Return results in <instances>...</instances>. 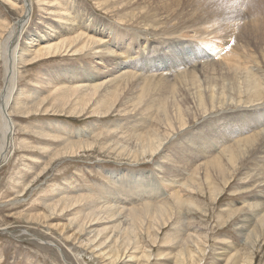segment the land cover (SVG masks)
Wrapping results in <instances>:
<instances>
[{"label":"rangeland","instance_id":"rangeland-1","mask_svg":"<svg viewBox=\"0 0 264 264\" xmlns=\"http://www.w3.org/2000/svg\"><path fill=\"white\" fill-rule=\"evenodd\" d=\"M32 1L27 5L32 13L24 23L23 38L34 35L37 41L42 34L46 40L32 42L37 45L29 46L31 53H23V46L17 52L23 62L17 65L15 96L7 109L15 126V150L5 164H0V264H264V139L248 152L251 155L241 152L243 159L237 164L224 152L242 137H255L253 132L264 134V101L246 109L215 111L191 121L181 131L167 133L165 124L157 125L164 110L157 101L161 96L155 102L153 93L140 99L142 87L149 85L148 80L152 84L162 81L157 78L161 74L169 78L166 83H176L182 73L196 70L194 67L198 71L207 64L215 66L210 72L213 77L219 78V73L226 71L232 77L224 59L215 55L221 49L210 51L202 42L214 39V33L222 30L223 51L229 50L241 62L246 55L241 42H233L239 34L237 26L248 28L240 37L248 42L244 44L259 63L248 67L264 82V40H259L260 32L254 37L258 29L253 24L258 22L264 33V0H45L55 7L63 5L66 17L74 12H94V17L107 24L106 34H111L112 41L117 40V34L128 37L129 41L122 40L121 47L116 46L125 52L118 53L122 55L118 61L126 63L122 68L115 62L106 66V60L89 57L88 52L73 56L56 51L30 65L40 46L58 43L66 47L69 44L65 42L78 34L64 33L69 27L57 25L59 18L50 14V5L43 7L41 0ZM223 1L227 9L237 10L226 12V20L233 22L226 30L210 21L204 27L180 26L168 34L166 28L187 20L191 12L200 14L208 4L222 6ZM254 8H258L256 12ZM141 10L151 16L149 21ZM240 11H245L247 18L238 20ZM20 16L18 9L0 0V91L6 88L4 38ZM155 17L171 21L156 31L150 27ZM184 46L188 49L183 50ZM189 49L190 59L185 61ZM172 54L182 57L183 63H173V69L166 70L162 60ZM158 63L162 68H152ZM187 63L190 67L185 68ZM88 68L94 74L93 81L77 82L75 79ZM113 68L120 72L110 73ZM213 69H220L216 70L218 75ZM122 75L129 76L122 80ZM199 76L205 79L201 73ZM113 77L118 78L119 87L109 83ZM233 82L225 85L228 100L237 104L240 98ZM99 86L102 88L97 90ZM103 88L121 91L117 92L118 101L114 102L117 96L104 98ZM184 103V109L190 104L196 111L192 97ZM248 112L255 118L249 128L234 119L222 121L226 114L237 120ZM148 133H156L163 140L161 151L148 149L142 136ZM219 161L225 165L224 172L212 166ZM54 205H58L56 210L51 209ZM159 207L167 211L157 214ZM189 251L195 262L187 256ZM181 252L187 253L181 256ZM128 256L131 258L124 260Z\"/></svg>","mask_w":264,"mask_h":264},{"label":"bare ground","instance_id":"bare-ground-1","mask_svg":"<svg viewBox=\"0 0 264 264\" xmlns=\"http://www.w3.org/2000/svg\"><path fill=\"white\" fill-rule=\"evenodd\" d=\"M16 0H5V2H7L12 8H16L20 11L21 14V18L19 20L18 23H16L15 25H13L11 28H9L10 30L7 33V36L4 38V43H3V49L5 50L6 53L3 56V63H5V75H4V81H5V85L6 88L0 91V164L3 165L5 164L11 157V155L13 154V151L15 150V144H14V140H13V135L15 133V126L12 123L11 119L9 118L8 114H7V109L10 103V99L13 98L14 100V91L16 88V69H17V65L20 62V60H22L21 62H23V57L19 55V53H17L18 48L22 49L21 51L24 52H29L31 53V49L29 46L31 45V47H34L37 45V43H32V42H40L41 40H46L45 36L42 34H39V39L36 41L34 40L35 36H28L26 35L25 38H23V29L26 28V25L24 26V23L27 21V17L28 14L32 13V8L29 10L28 8V3L30 0H17L16 2H14ZM32 1V0H31ZM42 2H44L42 4L43 7L49 6L50 8H52L51 10L48 11H52L53 13H50L51 15H55L56 18H59L57 21H55L57 23V25H68L67 27H69V29H66V34H74L76 32H78V34L76 36L73 37L72 41H67L65 42L64 45H67L66 47H62L60 44L58 45V43L56 45L54 44H50V45H43L40 46V48L37 50L36 55L37 57L34 58L33 60H31L30 65H34L36 63H38L40 60H42L43 58H47L49 56H51L54 52H60V54H65V53H69V54H73V56L75 55H80L83 54L85 52H88V56L89 57H100L102 58L101 60L104 61L106 60V66L110 65V62H115V64L119 65L120 68H122V65H126V63H124V61H118L119 58H122L121 56L125 54L122 53V51L120 50L121 47V41L122 40H128V37L126 36H122L121 35H115V38L117 39L116 41H112L111 39V34L107 35V24L103 23L98 16L94 17L93 13H88V12H84V13H78V12H74L72 14V16L70 17H66V14L63 12L62 9H64L63 5H58V7H55L54 5H51L49 3H46L45 0H41ZM261 1V0H258ZM33 2V1H32ZM63 4V3H62ZM66 4V3H64ZM81 5V3H80ZM210 4H208L207 10H204L203 12H201L200 14H194L191 12V14L189 16H187V20L184 21H179L177 23H175L174 25H170V28H166L169 29L170 32H168V34H172L175 33L178 29V27L180 28V26H188L187 28H189L190 26H202L203 27L209 23L210 21H215L216 25L221 24V26H224V29L226 30L225 27L230 26L229 20H226V12L229 10L227 9V3L225 1L221 2L220 6L218 3L216 4H212L211 6H209ZM82 7V6H81ZM44 9V8H43ZM67 9V7H66ZM258 8H254L253 10L256 12ZM144 10H141V12L143 13ZM237 11V10H235ZM233 9L229 10L227 13H232L235 12ZM245 11H240L239 13V19L241 20L242 18H247L246 14H244ZM245 15V16H244ZM122 16V15H121ZM120 16V17H121ZM263 16V15H262ZM143 17L146 19V17H148L146 20H150L151 16L149 17L148 13H143ZM156 18V19H155ZM153 20H156L155 22H153L152 24H150V27L154 28V30L157 31L158 26H165L164 24H167L169 21H171L169 18L167 17H161L159 19V21L157 20L158 18L155 17ZM241 18V19H240ZM260 19V18H259ZM264 19V18H263ZM168 20V21H167ZM243 20V19H242ZM226 21V23H225ZM143 22V21H142ZM229 22V23H228ZM29 23V22H28ZM233 23V22H232ZM258 23V22H257ZM257 23H253L255 29H258V31L256 30L254 32V37L255 34L260 32V38L259 40H264V33L261 31L260 26H257ZM171 24V22H170ZM205 24V25H204ZM215 24H213L215 26ZM264 23H262L263 25ZM28 25V24H27ZM120 26V25H119ZM149 26V25H148ZM207 26V25H206ZM220 26V25H219ZM218 26V27H219ZM221 26L219 27V29L221 28ZM235 24H233L232 27H234ZM249 26V24H248ZM251 27V26H250ZM264 27V26H263ZM54 28V27H53ZM165 28V27H161ZM173 28V30L171 29ZM214 28V27H213ZM212 28V29H213ZM237 28V32L238 37H233V42H237L240 41L242 44V50L244 52V54L246 55V59L244 56V60H242L241 62L238 61V59H236L233 55V53H231L229 50H225L223 51L225 48L224 44V39L221 34H222V28L220 29L221 33H217L215 35V38L212 40H216L215 42L212 40H208L207 38H205V40L207 39L208 41H203L200 39V41L202 42V44L211 51V49H213L212 51L217 52L218 49H221L218 53H216L215 55H219L222 57V59H224L225 64L228 65L227 67H229V71L232 73V77L229 76L226 71V74H222L218 75V70H222V68L220 69H213V71L217 72L216 75L219 76V78L217 77H213V75L210 73L211 72V67H209L210 65H205V67H203L202 69H198V67H194V69L196 68V70L194 71H189L188 73H182L180 75V73L178 74V76L180 75V79L177 80L176 83H166V81L169 80V78H165L164 75H153V76H157V78L161 79L162 81H158L156 83H151V80H148L149 85H144L142 87V90L140 92V99L142 98H147L148 96H145L146 94H151L153 93V102H155V100H157L158 98L161 99L157 100L159 102L160 105L163 104L164 110L159 114V117L157 119V125L158 127L161 126L162 124H165V129L167 131V133H171V132H175V131H181L183 130L185 127H187L189 124H191V121H194L195 119L202 118V117H206V115H212L216 112H219L220 110L223 111V113L227 112L228 109L230 108V110H232V107H239L240 109L243 108H250L253 107L255 105V103L260 104L264 101V82H262V80L260 81V76L258 75V72L254 73L253 71L249 70L248 64L250 65L251 63H255L254 58L250 55V51L247 45H245L244 43L248 44V42L244 41L240 35L243 33V29L247 28L244 27L242 29L241 26H237L235 27ZM253 28V26H252ZM183 29V28H182ZM199 29V28H198ZM218 29V28H217ZM223 29V30H224ZM231 29V27H230ZM234 29V28H232ZM248 29V28H247ZM25 30V29H24ZM55 30V29H54ZM168 30V31H169ZM216 30V29H215ZM250 30V29H249ZM263 30V28H262ZM21 31V33H20ZM147 31V30H146ZM196 31V30H195ZM217 31V30H216ZM230 31V30H229ZM245 31V30H244ZM264 31V30H263ZM28 32V31H27ZM165 32V31H164ZM167 32V30H166ZM179 32V31H178ZM197 32V31H196ZM214 31H212L213 33ZM218 32V31H217ZM230 32H233L232 30ZM35 33V32H34ZM199 33V32H198ZM205 33V31H204ZM211 33V34H212ZM224 33V32H223ZM227 33V32H226ZM246 33V32H245ZM196 34V33H195ZM208 34V33H207ZM210 34V35H211ZM221 35L222 37H217L219 35ZM232 35V33H229ZM247 34V33H246ZM55 35V34H54ZM60 35V34H59ZM107 35V37H106ZM197 35V34H196ZM228 35V34H227ZM234 35V34H233ZM50 36V35H49ZM198 36V35H197ZM200 37L202 36L201 34L199 35ZM230 36V35H228ZM227 36V37H228ZM242 36V35H241ZM257 36V35H256ZM257 36V37H258ZM52 37V36H51ZM199 37V38H200ZM232 37V36H231ZM54 38V37H53ZM60 38V37H59ZM198 38V37H197ZM230 38V37H229ZM247 38V37H246ZM256 38V37H255ZM52 38H50L49 40H51ZM210 39V38H209ZM245 39V38H244ZM24 40V41H23ZM204 40V39H203ZM222 42H221V41ZM226 40V39H225ZM231 39H228V41H230ZM246 40V39H245ZM249 41V39H247ZM23 42V45H22ZM70 42V43H69ZM10 44L11 46H13L12 49H10ZM39 44V43H38ZM82 44V47H80V45ZM217 44V47H216ZM63 45V46H64ZM223 45V46H222ZM116 46H120V47H116ZM250 47V45H249ZM190 48V47H189ZM188 47H183V50H187ZM194 50V48H193ZM122 55H119V54ZM128 53V52H127ZM187 56L185 58V61L190 59L188 58L190 56V49L188 50V52L186 53ZM72 56V57H73ZM81 56V55H80ZM161 58V57H160ZM248 58H250V62L248 61ZM259 59V58H258ZM257 59V60H258ZM38 60V61H37ZM126 60V59H125ZM157 59L156 62H158ZM166 60H169V62L172 61L171 64H169V62L167 63ZM5 61V62H4ZM165 61V62H164ZM177 62L183 63V59L182 57H180L178 54H172L171 57H167V59H163L162 60V67H165L166 70H171L173 69V63L174 65H177ZM217 63V62H216ZM258 63V62H257ZM98 65H101L100 63H97ZM167 64H169L167 67ZM214 64V63H213ZM220 64V63H219ZM224 64V65H225ZM259 64V63H258ZM85 66V65H84ZM112 66V65H111ZM178 66V65H177ZM190 67V64H186L184 67ZM116 67V66H115ZM148 66H145V68ZM160 67V63H158L156 66L152 67L154 69L156 68H162ZM215 67V66H214ZM224 67V68H227ZM150 67H148L149 69ZM125 68H123L124 70ZM144 70V69H141ZM190 70V69H189ZM192 70V68H191ZM226 70V69H225ZM74 71V70H73ZM91 70H84V72L80 77H77L75 80L77 82H79V80H88L93 81V76L94 74H92L90 72ZM114 72H120V70L116 71V68H113V70L109 71L110 73ZM158 71V70H156ZM212 71V72H213ZM223 71V70H222ZM214 72V73H215ZM74 72L69 71V74L71 75ZM109 73V74H110ZM169 73V72H168ZM202 74L203 78H205L204 80H202L201 78H199V74ZM213 73V74H214ZM17 74V73H16ZM86 74V76H85ZM121 75V74H120ZM208 75V76H207ZM212 75V77H211ZM215 75V76H216ZM113 76V75H111ZM124 76H129V75H122V80L124 79ZM136 75L133 76V79H135ZM152 76V75H151ZM150 76V77H151ZM167 76V75H166ZM210 76V77H209ZM121 76H119L120 78ZM170 77V76H169ZM231 77V78H229ZM128 78V77H127ZM108 79V78H107ZM145 79V78H143ZM148 79V77H147ZM146 79V80H147ZM118 78L117 77H113V79H111L109 81V83L111 82V86L113 85V88L115 87H119V84L117 82ZM120 80V79H119ZM218 80H220L219 83ZM233 80V84L234 86L237 87V97L239 96V101L237 102V104H235L234 102H236L234 99H229L231 100L232 104H230L231 102H228V95H227V87H226V83L227 81ZM137 81V80H136ZM172 82V81H171ZM108 83V82H107ZM230 84V83H229ZM232 84V85H233ZM137 85V84H136ZM175 85V86H174ZM231 85V84H230ZM229 85V86H230ZM110 86V85H109ZM134 86V84H133ZM174 86V87H172ZM232 86V88L234 87ZM79 87H83L80 86ZM132 87V86H131ZM86 88V87H85ZM102 88V86H99L97 90H100ZM112 88V87H111ZM231 88V86H230ZM105 89V91L102 93L104 98H108L109 96H112V98H115V103L118 101V94L117 92H121L118 91L117 92L111 90V89ZM102 89V90H103ZM127 89V87H126ZM207 90V92L205 93V91L203 92L202 90ZM235 89V87H234ZM5 90V94H3ZM94 90V89H93ZM129 90V89H128ZM131 90V89H130ZM138 90V89H137ZM230 90V89H229ZM233 90V89H232ZM3 91V92H2ZM133 91V90H132ZM87 92V91H86ZM90 92V90H89ZM126 92V91H125ZM129 92V91H128ZM131 92V91H130ZM134 93L137 92L136 90L133 91ZM230 92V91H228ZM85 93V92H84ZM124 93V92H123ZM235 93V92H234ZM99 94V93H98ZM92 95V94H91ZM100 95V94H99ZM126 95V93H125ZM156 95H159V97L157 96L155 98ZM127 96V95H126ZM145 96V97H143ZM233 96V95H231ZM244 96V97H243ZM132 97V96H131ZM194 101L195 107H196V111L190 108V104L188 105V109H184L185 106H187L186 104H188L189 102L184 103V101L188 98H191ZM120 98V97H119ZM124 98V97H123ZM235 98V97H234ZM94 99V98H93ZM97 99V98H96ZM122 100V98H120ZM131 98H129L130 100ZM169 99V102H168ZM102 100V99H101ZM244 100V101H243ZM66 99H62V102H66ZM139 101V100H138ZM129 102V101H128ZM127 102V103H128ZM131 102V101H130ZM157 102V103H158ZM185 104V106L183 105V103ZM264 103V102H263ZM158 104V105H159ZM11 105V104H10ZM182 105V106H181ZM184 106V107H183ZM161 107V106H160ZM112 110V108H114V103L112 104V106L110 107ZM156 108V107H155ZM224 109V110H223ZM247 111V110H246ZM110 111H108L106 114H108ZM155 113V112H154ZM246 113V112H245ZM234 114V113H233ZM264 114V113H262ZM225 115V114H224ZM237 115V114H236ZM241 115V114H239ZM244 115V114H243ZM230 115L226 114L223 118L222 121L223 122H227L229 123L230 120L234 119V122H241L242 125L241 127H246L249 128L250 125H252V118L255 119L254 117H252V115L248 112L246 115H244V117L241 118H237V120H235L236 118H229ZM247 117V118H245ZM217 123V122H216ZM228 125V124H227ZM225 126V125H224ZM238 126V125H237ZM134 127V126H133ZM212 127V126H209ZM230 128H232V125H230ZM245 128V129H246ZM162 129V128H161ZM163 130V129H162ZM170 131V132H169ZM228 131H232V130H228ZM254 131V130H253ZM252 131V132H253ZM264 131V130H263ZM223 132V131H222ZM236 132V131H235ZM163 133V132H162ZM139 135V134H138ZM226 135V134H224ZM145 138V142L147 143V147L148 149H150V151L152 152H159L161 151L162 145H163V140L159 137L158 134L156 133H148L147 135H142ZM228 135L225 136V138ZM238 136V135H237ZM252 138L249 137H242V139H239L235 142L234 145H229L230 142L229 141V146H227L226 150L224 151L225 154L227 153V155L229 156V158H232L234 160V162L237 164L238 160L243 159V156L241 152H251L254 151L256 149L255 144H258L257 141H261L264 139V134H262L261 132H253ZM184 138V137H182ZM205 138V137H204ZM142 139V138H141ZM165 139V138H164ZM202 139V138H201ZM182 140V139H181ZM131 142V141H130ZM129 142V143H130ZM259 142V144L261 143ZM129 145V144H128ZM129 148V147H128ZM142 148V147H141ZM258 148V147H257ZM69 149V148H68ZM76 149V148H75ZM78 149V148H77ZM135 149V148H133ZM147 149V148H145ZM194 149V148H192ZM141 150V149H140ZM74 151V150H73ZM144 151V150H142ZM146 151V150H145ZM149 151V150H148ZM182 151V150H181ZM186 150L183 149V152H185ZM200 151V150H199ZM197 151V152H199ZM77 152V151H76ZM194 152V151H191ZM201 152V151H200ZM66 153V152H65ZM64 153V154H65ZM68 153V152H67ZM74 153V152H73ZM151 153V152H150ZM251 153H249V155H251ZM139 154V153H138ZM149 155V154H148ZM153 155V153H152ZM226 155V156H227ZM248 155V156H249ZM67 156V155H66ZM136 156V155H135ZM245 156V155H244ZM247 156V157H248ZM246 157V156H245ZM9 158V159H8ZM220 159H224V156L221 155ZM231 159V161H232ZM247 159V158H245ZM223 161V160H222ZM261 161V160H260ZM189 162V161H188ZM233 162V161H232ZM234 163V164H235ZM241 163V162H240ZM215 169L219 170L221 169L222 172H224L225 169V165L223 163H221V161L216 162L215 164L212 165ZM227 166V165H226ZM232 166V165H231ZM239 166V165H238ZM213 168V169H214ZM231 169V168H229ZM213 171V170H212ZM216 172V171H215ZM217 173V172H216ZM219 173V172H218ZM224 174V173H223ZM175 180V179H174ZM173 182V181H172ZM205 182V180H204ZM176 183V182H175ZM156 187V186H155ZM137 202V201H136ZM111 203V202H110ZM139 203V202H138ZM58 205H54L53 207H51V209L56 210ZM163 206V205H161ZM98 208V207H97ZM150 207H148L149 210ZM102 209V208H101ZM101 209H99L100 211H102ZM108 209V208H107ZM105 209V211L107 210ZM147 209V208H146ZM96 210V209H95ZM104 211V212H105ZM115 211V210H114ZM119 211V209H118ZM152 211V210H151ZM155 211H157V214H164L167 210L165 209V207H159L157 209H155ZM51 212V211H50ZM99 212V211H98ZM116 212V211H115ZM109 213V212H108ZM149 213V212H148ZM171 213V212H170ZM52 214V213H51ZM54 214V213H53ZM129 214V213H127ZM137 212H132L131 215L133 217L137 216ZM140 214V213H139ZM152 214V213H151ZM101 215V214H100ZM111 215H113L111 213ZM119 215V214H118ZM117 215V216H118ZM121 215H122V211H121ZM130 215V214H129ZM92 216V215H91ZM96 216V215H95ZM146 216V215H145ZM48 217V216H45ZM86 217V216H85ZM108 217V215L106 216ZM138 217V216H137ZM148 217V216H147ZM44 218V217H43ZM117 218V217H116ZM128 218V217H127ZM148 219V218H147ZM78 220V219H77ZM87 220V219H86ZM113 221H115L114 219H111ZM119 221V219H117ZM79 221V220H78ZM104 221V220H103ZM128 222V219L126 220ZM125 221V222H126ZM136 221V220H135ZM105 222V221H104ZM111 222V221H110ZM109 223V222H108ZM114 223V222H112ZM115 223H118L117 221ZM129 223V222H128ZM80 224V223H79ZM122 224V223H121ZM127 224V223H126ZM119 225V224H118ZM131 225V224H130ZM57 226V225H56ZM114 226V225H113ZM94 227V226H93ZM131 228V227H129ZM133 228V226H132ZM111 229V228H110ZM116 229V228H115ZM123 230V229H122ZM121 231V229H120ZM253 231V230H252ZM130 232V231H129ZM93 234V233H92ZM95 234V233H94ZM120 234V233H119ZM96 235V234H95ZM253 235V234H252ZM93 236V235H92ZM102 236V234H101ZM255 236V235H254ZM94 237V236H93ZM98 237V236H97ZM106 237V236H105ZM114 237V234H113ZM251 237V236H250ZM253 237V236H252ZM255 238V237H254ZM96 240V239H95ZM99 240V239H98ZM111 240V239H110ZM94 241V240H93ZM97 241V240H96ZM103 241V240H102ZM110 242V241H109ZM107 243V242H106ZM111 243V242H110ZM107 245V244H106ZM113 245V244H112ZM197 249V248H196ZM128 251V250H127ZM103 252V251H102ZM108 252V251H107ZM115 252V251H114ZM187 253V252H186ZM181 252L180 255L183 256V254H186ZM187 256L189 257L190 261L195 262V259L193 258L194 256L192 255L191 251H189V253L187 254ZM123 258V257H122ZM127 258H131V256H128ZM201 263V262H200Z\"/></svg>","mask_w":264,"mask_h":264}]
</instances>
